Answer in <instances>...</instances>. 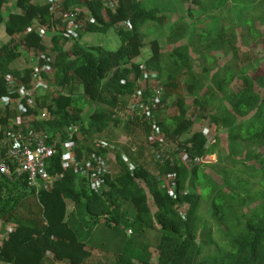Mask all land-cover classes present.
<instances>
[{
	"label": "trees",
	"instance_id": "16d2710c",
	"mask_svg": "<svg viewBox=\"0 0 264 264\" xmlns=\"http://www.w3.org/2000/svg\"><path fill=\"white\" fill-rule=\"evenodd\" d=\"M259 1L264 11V0ZM59 6L79 12L84 20L79 38L88 31L113 29L119 46L114 51L85 47L77 38L66 49L71 38L58 31L51 37L54 63L48 71L18 68L14 61L21 52L35 55L37 68L46 61L41 56L46 47L35 27L52 31L62 23L48 3L0 0V25L7 37L0 44V98H15L6 90L8 75L27 89L33 88L36 74L54 87L23 111L0 102V135L10 119L31 118L30 124L48 141L59 135L63 142H71L69 150L78 157L93 150V135L112 127L146 139L150 125L142 117L125 115L124 109L137 76L151 70L163 87L164 103L154 110L153 121L166 142L175 141V149H165L159 156V143L154 142L145 160L140 144L131 168L117 152V171L105 177L108 190L103 194L92 190L78 169L61 165L59 145L46 163L48 173L57 177L50 188L31 187L25 176L0 175V222L10 225L0 241V264H85L91 252L88 241L79 238L66 201L90 223L103 220L109 227L126 224L135 229L115 264H264V61L258 53L255 61H238L241 47L231 25L201 31L181 44L188 30L185 22L171 26L166 43L174 45L164 50L142 27L148 20L161 25L168 16L145 8L140 0H117L113 9L103 0H63ZM255 21V16L243 21L253 41L242 54L259 45L264 52V34ZM122 22H129L128 27L114 28ZM145 41L150 54L140 62L136 58ZM60 87L67 93L58 92ZM86 107L91 110L83 116ZM199 121L207 127L195 129ZM71 126L77 130L69 136ZM221 131L226 135L227 159L218 178L205 172L200 162L184 163L182 156L198 160L217 155ZM95 152L105 155V150ZM156 172L161 177L173 174V196L160 186ZM202 201L208 203L207 215ZM156 226L160 235L153 240L155 257L148 247L132 248L137 241L149 240L144 230Z\"/></svg>",
	"mask_w": 264,
	"mask_h": 264
},
{
	"label": "rangeland",
	"instance_id": "374dc122",
	"mask_svg": "<svg viewBox=\"0 0 264 264\" xmlns=\"http://www.w3.org/2000/svg\"><path fill=\"white\" fill-rule=\"evenodd\" d=\"M142 5L147 9H157L158 13L167 15V20L146 21L142 27V31L145 32L148 39L157 38L160 45L164 50L170 49L174 44L166 43V36L168 35L171 26L175 23L185 22L188 25L187 35L181 40V44L187 42V38L196 36L198 33L202 32H213L216 31L221 26L231 25L234 29L236 35L238 36V43H240V49L238 50V61H255L254 53H258V59L264 61V52L261 50L259 45L257 48L247 52V54H242V51L248 49L249 44L252 43V37L246 34V27L243 25L244 19L255 16V26L264 34V11L259 0H140ZM197 1L198 3L196 4ZM5 12V11H4ZM60 26L58 27V30ZM231 30V28H229ZM244 39L246 44L241 40ZM7 40L4 33L3 24L0 25V44ZM79 43L85 47L88 46H101L107 51H114L119 46L118 36L113 29H109L106 32H96L88 31L82 33L79 38ZM73 40H68L64 47L69 49ZM150 54V46L145 41V45L141 48L140 55L136 58L137 61L142 62ZM194 56V54L192 53ZM32 58V53H24L15 60L18 62L20 67H28V61ZM14 61V62H15ZM136 61V62H137ZM264 66V64H263ZM42 84H38L37 88L34 89V96H39L43 94H50L51 83L49 81H40ZM46 86V87H45ZM91 109L86 107L83 116L86 115ZM207 127L206 123L197 122L194 127L199 129ZM77 133V132H76ZM106 137L110 142L116 143L117 145L124 147V153L128 167H132L133 159H136V151L141 144L144 147V159L146 160L151 156L152 148L154 147V142L161 139V134L159 136L153 133V130L149 132V135L144 139L143 135H132L127 136L118 127H112L108 132L102 134H95L91 139H99L100 137ZM219 147L214 154V158L206 159L202 162L201 167L204 171L210 175L218 178L220 172L226 166L227 152L225 150L226 145V135L224 131L220 132L219 135ZM153 142V143H152ZM92 144V143H91ZM63 147V145H62ZM167 152L173 151L175 149V141L173 139H168L166 145H163ZM178 156V155H177ZM112 159V169L117 171V165L115 162V157ZM140 160V159H139ZM69 203V202H68ZM70 207V206H69ZM68 207V208H69ZM129 210V209H128ZM127 210V215L129 218L132 217V211ZM202 212L207 215L208 203L202 201L201 203ZM69 211V209H68ZM78 211V210H77ZM80 212V211H79ZM83 213L75 214V221L78 227V236L81 240L88 241V249L90 252V257L87 259L85 264H115L117 256L122 251V247L132 236L136 234L135 229L126 224L118 225L116 228L107 226L103 220L97 223H90L83 218ZM9 224L0 222V241L5 236L6 232L9 230ZM131 230L133 234L130 235ZM144 235L149 237L148 239H143L137 241L132 248L139 249L143 247H148L152 256L155 257L156 251L153 244V240L157 239L160 235V230L156 226L154 229L144 230Z\"/></svg>",
	"mask_w": 264,
	"mask_h": 264
},
{
	"label": "built area",
	"instance_id": "2783aa9c",
	"mask_svg": "<svg viewBox=\"0 0 264 264\" xmlns=\"http://www.w3.org/2000/svg\"><path fill=\"white\" fill-rule=\"evenodd\" d=\"M33 2L48 3L50 10L58 15L62 26L60 29L55 28L52 31H47L45 26H36L35 31L41 38V42L46 47L45 52L41 54L45 58V63L37 68V62L34 65L35 71H48L50 65L54 63V54L51 50L52 40L51 33H59L68 36L72 40L79 38V32L82 29L83 19L79 18V12H67L61 9V2L63 0H31ZM117 0H103L104 6H110L112 9L116 5ZM15 9H12L14 11ZM129 22H122L114 24V28H127ZM140 70H144L141 65ZM129 78H134L132 75ZM42 79L36 74L34 77L33 88L27 89L19 79L10 75L5 77V86L8 93L15 95L14 99L9 97L0 98L1 104L8 107L10 110L23 111L26 104L34 105L35 96L34 89L38 84H41ZM42 85V84H41ZM46 87V86H45ZM53 87V86H51ZM54 88V87H53ZM58 92L62 94L67 93L65 87H60ZM163 87L156 79L155 72L148 70L143 71L135 79V89L130 97L129 106L124 109V114L130 116L142 117L146 124L150 125V132L157 136L161 134L159 143L158 155H164V147L166 139L158 130L153 121V113L155 109L164 106L162 99ZM31 118L22 119L16 117L10 119V122L0 135V175L7 178L26 177L27 184L36 189H48L53 185L57 177L49 174L46 170V163L52 157L55 147L59 145L63 149V156L60 163L63 167H74L85 174L88 179L90 188L98 194H103L108 190L106 186L105 177L114 173L112 169V159L110 156L116 157V153L121 154L122 160H126L125 154L121 146L112 143L105 138H99L92 142V151L89 154H82L80 157L72 153L69 148L71 142H63L59 135L48 141L46 134L43 131L34 128L30 124ZM3 129L0 127V131ZM77 130L76 126H71L68 129V134L71 136ZM213 136V135H211ZM211 139V138H210ZM63 145V147H62ZM69 150V151H68ZM105 150V155L96 153L95 151ZM214 155H207L198 160L196 158H189L182 156V160L186 165L191 166L197 162H204L206 159L214 158ZM116 162V158H115ZM155 175L159 179L160 186L166 187L171 196L174 193L173 174H167L164 177Z\"/></svg>",
	"mask_w": 264,
	"mask_h": 264
},
{
	"label": "crops",
	"instance_id": "0c3cea01",
	"mask_svg": "<svg viewBox=\"0 0 264 264\" xmlns=\"http://www.w3.org/2000/svg\"><path fill=\"white\" fill-rule=\"evenodd\" d=\"M53 35V33H51V36ZM31 53V52H30ZM36 56L35 55H33L32 56V58H30L29 59V61H28V65L29 66H34L35 64H36V62L37 61H35L36 60V58H35ZM17 66H19L18 68H23V67H20V65H19V63L17 62L16 63V61L14 62ZM28 66V67H29ZM51 89L53 90L54 88L53 87H51ZM69 201H66V210H67V213H73L74 215L76 214V213H79L78 211H77V209H76V207L73 205V203H71V202H69ZM70 206V207H69ZM69 207V208H68ZM68 209H69V211H68ZM87 262V261H86Z\"/></svg>",
	"mask_w": 264,
	"mask_h": 264
},
{
	"label": "water",
	"instance_id": "95a60500",
	"mask_svg": "<svg viewBox=\"0 0 264 264\" xmlns=\"http://www.w3.org/2000/svg\"><path fill=\"white\" fill-rule=\"evenodd\" d=\"M1 102V101H0Z\"/></svg>",
	"mask_w": 264,
	"mask_h": 264
}]
</instances>
